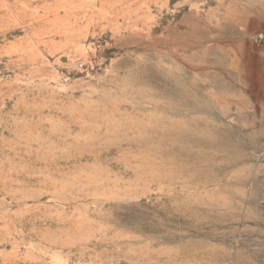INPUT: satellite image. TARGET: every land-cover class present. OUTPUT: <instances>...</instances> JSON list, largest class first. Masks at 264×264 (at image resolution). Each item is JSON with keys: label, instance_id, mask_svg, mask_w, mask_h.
<instances>
[{"label": "rangeland", "instance_id": "rangeland-1", "mask_svg": "<svg viewBox=\"0 0 264 264\" xmlns=\"http://www.w3.org/2000/svg\"><path fill=\"white\" fill-rule=\"evenodd\" d=\"M0 264H264V0H0Z\"/></svg>", "mask_w": 264, "mask_h": 264}]
</instances>
